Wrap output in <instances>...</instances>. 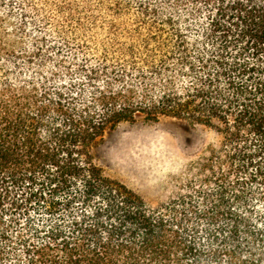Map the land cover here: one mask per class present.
<instances>
[{
	"label": "trees",
	"instance_id": "16d2710c",
	"mask_svg": "<svg viewBox=\"0 0 264 264\" xmlns=\"http://www.w3.org/2000/svg\"><path fill=\"white\" fill-rule=\"evenodd\" d=\"M162 117L214 143L151 204L99 147ZM0 264H264V0H0Z\"/></svg>",
	"mask_w": 264,
	"mask_h": 264
},
{
	"label": "rangeland",
	"instance_id": "374dc122",
	"mask_svg": "<svg viewBox=\"0 0 264 264\" xmlns=\"http://www.w3.org/2000/svg\"><path fill=\"white\" fill-rule=\"evenodd\" d=\"M214 138L187 121L162 117L157 122H123L106 132L99 156L106 173L151 204L163 202L207 156Z\"/></svg>",
	"mask_w": 264,
	"mask_h": 264
}]
</instances>
